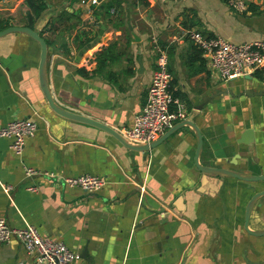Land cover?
Returning <instances> with one entry per match:
<instances>
[{"label":"crops","instance_id":"0c3cea01","mask_svg":"<svg viewBox=\"0 0 264 264\" xmlns=\"http://www.w3.org/2000/svg\"><path fill=\"white\" fill-rule=\"evenodd\" d=\"M35 1L44 5L37 19L29 10ZM242 2L245 11L238 13L226 0H99L88 17L78 0H0V26L38 28L50 49L45 81L53 103L116 133L131 127L145 100L154 40L166 55L170 94L200 132L199 165L260 174L264 68L248 80L222 82L185 37L196 31L232 44L264 42V0ZM38 56L25 35L0 38V126L20 119L36 125L19 155L0 139V218L8 227H33L78 255L74 264H264V238L242 228L249 184L199 173L190 129L148 152L127 151L106 133L47 108ZM203 97L210 100L194 111ZM250 120L255 142L247 145L241 142ZM254 152L255 171L248 160ZM80 175L104 185L86 194L62 184ZM261 227L252 216L248 228ZM33 263L16 238L0 244V264Z\"/></svg>","mask_w":264,"mask_h":264},{"label":"built area","instance_id":"2783aa9c","mask_svg":"<svg viewBox=\"0 0 264 264\" xmlns=\"http://www.w3.org/2000/svg\"><path fill=\"white\" fill-rule=\"evenodd\" d=\"M227 5L238 13L245 11L242 0H226ZM86 16L91 17L99 0H78ZM113 14V9H109ZM185 37L201 53L209 70L222 82L241 79L264 68V42L232 44L219 37H207L196 31H187ZM155 54L154 68L146 89L145 100L129 129L118 134L128 143L148 145L171 123L185 120L182 102L173 98L169 91L170 75L167 71L165 52L152 41ZM36 125L29 119H20L0 126V139L10 141V148L19 155L24 140L34 135ZM30 171H24L30 176ZM67 188H77L86 194L97 192L104 182L97 177L80 175L62 181ZM16 238L26 254L34 257L33 264H74L79 256L71 253L63 244L41 238L33 227L12 229L0 218V244Z\"/></svg>","mask_w":264,"mask_h":264},{"label":"water","instance_id":"95a60500","mask_svg":"<svg viewBox=\"0 0 264 264\" xmlns=\"http://www.w3.org/2000/svg\"><path fill=\"white\" fill-rule=\"evenodd\" d=\"M38 31H39L38 28L37 29H29V28H24V27H8V28L0 31V38L4 37L5 35L11 34V33H19V34L25 35L26 37H28L29 39H31L33 42H35L37 44L38 49H39V56H38V63H37L38 88L41 92V95L43 97L44 102L46 103L47 108L54 115H56L62 119H65V120L84 124V125H87V126L94 128V129H97L99 131H102V132L106 133L107 135H109L112 139H114L119 145H121L127 151L139 152V153L148 152V151L154 149L155 147H157L160 143H162L168 136H170L174 132H176L182 128H188L191 130V132L193 133L195 140H196V147H195L193 162H194L195 169L199 173H202V174L207 175V176H214V177H220V178H231V179H235L237 181H240L243 183H248V184L249 183L264 182V179L261 176H251L249 174L237 173V172L229 171L226 169L215 168V167H204V166L199 165L198 157H199V154H200V151L202 148V139H201V135H200L199 130L192 123L191 118H185V120L180 121L179 123H176L170 130H168L161 137H159L155 141L149 143L148 145H136V144L128 143L118 133H116L115 131H113L112 129L108 128L107 126H105L101 123H98L92 119L85 117V116L74 114V113L68 112L64 109L57 107L53 103V101L49 95V92L47 90L46 81H45V64H46L47 56H48L50 49L46 46L44 40L38 34ZM98 36L99 37L101 36V32H99ZM97 40L98 39H96L95 42H97ZM91 46H92V44H88V45L84 46L77 53V56L80 57L82 55V53L86 49L90 48ZM249 78H250L249 76L243 77L244 80H248ZM209 100H210V98L203 97L201 99V104L198 105L197 107H195L194 111L201 110V108L206 103H208ZM251 135H252V132H250V130H247L242 135L243 142H241V143L247 144L248 143L247 140H249L251 138ZM246 138H248V139H246ZM263 197H264V192L256 193L248 201V203H246V207L244 210L243 226H242L243 231L247 235L254 237V238H264V229H262V230H250L248 228V221H249V216H250L252 206L258 201V199L263 198ZM82 256L84 257L85 255H82ZM82 256H81V258H82Z\"/></svg>","mask_w":264,"mask_h":264},{"label":"flooded vegetation","instance_id":"af4514ba","mask_svg":"<svg viewBox=\"0 0 264 264\" xmlns=\"http://www.w3.org/2000/svg\"><path fill=\"white\" fill-rule=\"evenodd\" d=\"M238 124H240V122H237V126H239ZM248 128L247 130H250V132H252V136L249 140H247V145H252L255 140H254V135L253 133H255V121H248L246 122ZM254 127V128H253ZM249 163H250V167L255 170H257L258 167V162H257V155L254 152L253 154L249 155ZM259 172H254V174H249L251 176H261L264 179V172L261 171L260 174H258ZM257 174V175H256ZM264 185V182H261ZM256 184L258 183H249L248 185V190L250 193V196L248 198V201L256 194V193H262L264 192V187H262L261 189H256ZM247 201V203H248ZM253 218L255 219V221L260 224V226H262L260 229L258 230H262L264 229V197L258 199V201L252 206L251 212H250V216H249V221L248 224L250 223V220Z\"/></svg>","mask_w":264,"mask_h":264},{"label":"trees","instance_id":"16d2710c","mask_svg":"<svg viewBox=\"0 0 264 264\" xmlns=\"http://www.w3.org/2000/svg\"><path fill=\"white\" fill-rule=\"evenodd\" d=\"M43 6L44 5L42 3H38V1H35L34 3L29 5V10L32 13L34 19H37L40 16V13L43 11ZM7 27L8 25L0 26V31L6 29ZM96 60L98 62V65H102L103 60L100 61L99 56H96Z\"/></svg>","mask_w":264,"mask_h":264}]
</instances>
